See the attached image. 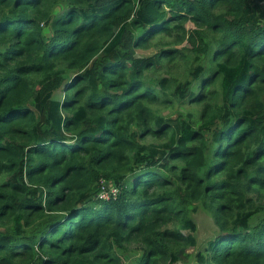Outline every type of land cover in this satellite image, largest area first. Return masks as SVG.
Returning <instances> with one entry per match:
<instances>
[{
    "label": "trees",
    "instance_id": "obj_1",
    "mask_svg": "<svg viewBox=\"0 0 264 264\" xmlns=\"http://www.w3.org/2000/svg\"><path fill=\"white\" fill-rule=\"evenodd\" d=\"M259 7L0 0V264H264ZM173 100L200 119L157 116ZM199 202L218 233L193 255Z\"/></svg>",
    "mask_w": 264,
    "mask_h": 264
},
{
    "label": "rangeland",
    "instance_id": "obj_2",
    "mask_svg": "<svg viewBox=\"0 0 264 264\" xmlns=\"http://www.w3.org/2000/svg\"><path fill=\"white\" fill-rule=\"evenodd\" d=\"M259 3V8L264 12V0H257ZM190 27V26H189ZM192 27V24H191ZM47 34H50V27H47L46 29ZM180 48V47H179ZM157 49H159L158 45H155L153 47H150L145 50H140L139 54L143 56H152L156 53ZM196 56L192 55L188 61L184 62L180 65L179 68H174L170 65H166L165 67H161L158 69V71L151 73L152 79H158L161 77H171L174 75H184L186 71L190 68H192L195 65V59ZM63 96L62 91H59L56 95L57 99H61ZM202 107L198 105H193L190 102L183 104L180 103L178 100L171 101L168 105H157L155 107V111L157 113V116H160L161 118H175L177 114L184 113L187 114L189 112L190 114L195 116V120L200 119ZM147 142H153L158 144H163L166 141L164 139H155V138H148ZM102 188V190L105 191L106 197H109V189L114 188L115 186L110 183H106ZM116 189V188H115ZM197 210L192 211L189 213L190 218L195 222L196 224V231L193 233L194 239L196 241V245L194 244L191 246V243H188L189 248L187 249V252L189 254L195 255L199 250H202L205 244L210 241L212 238L216 236L218 233V227L215 223V217L213 215L212 211H209L208 209H205L202 205V202L196 203ZM178 226V223H171L169 227L175 228ZM169 228V229H171ZM143 254V250H141V246L137 243L131 244L130 246H127L126 248L122 249V255L124 260L133 261L137 259L138 257ZM184 260H186L184 258ZM195 260L189 261V264H193ZM181 264V263H180Z\"/></svg>",
    "mask_w": 264,
    "mask_h": 264
},
{
    "label": "built area",
    "instance_id": "obj_3",
    "mask_svg": "<svg viewBox=\"0 0 264 264\" xmlns=\"http://www.w3.org/2000/svg\"><path fill=\"white\" fill-rule=\"evenodd\" d=\"M103 188H104V187H103ZM112 190H113L115 193H116V191H117V189H115V188H112L111 191H112ZM108 192H109V190H108ZM100 196H101L102 198H103V197H106V195H105V191H104V190H102Z\"/></svg>",
    "mask_w": 264,
    "mask_h": 264
}]
</instances>
